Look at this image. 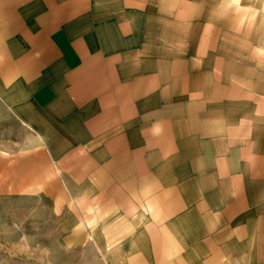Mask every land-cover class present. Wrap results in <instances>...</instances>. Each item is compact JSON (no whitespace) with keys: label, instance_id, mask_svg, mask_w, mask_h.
<instances>
[{"label":"crops","instance_id":"1","mask_svg":"<svg viewBox=\"0 0 264 264\" xmlns=\"http://www.w3.org/2000/svg\"><path fill=\"white\" fill-rule=\"evenodd\" d=\"M0 194L58 264H264V0H0Z\"/></svg>","mask_w":264,"mask_h":264},{"label":"rangeland","instance_id":"2","mask_svg":"<svg viewBox=\"0 0 264 264\" xmlns=\"http://www.w3.org/2000/svg\"><path fill=\"white\" fill-rule=\"evenodd\" d=\"M50 208L25 196L0 194V264H58V241Z\"/></svg>","mask_w":264,"mask_h":264}]
</instances>
